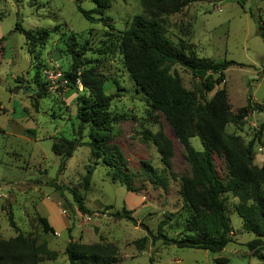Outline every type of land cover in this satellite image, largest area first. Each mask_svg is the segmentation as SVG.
<instances>
[{"label":"rangeland","instance_id":"1","mask_svg":"<svg viewBox=\"0 0 264 264\" xmlns=\"http://www.w3.org/2000/svg\"><path fill=\"white\" fill-rule=\"evenodd\" d=\"M105 1L107 8L94 17L107 19L106 24L87 21L75 0H0V240L23 234L34 244L47 243L58 258L40 264H70L65 249L71 241L112 244L120 252L118 264H263L249 251L247 243L255 235L244 230L237 213L240 206L251 205L254 190L223 195L232 231V242L223 252L167 246L152 243V238L139 251L136 243L148 231L157 235L159 223L170 214L174 218L164 234L178 241L185 238L191 214L181 188L182 180L193 179V174L169 122L151 107L148 95L136 87L124 65L121 37L133 18L144 14L141 0ZM81 7L97 8L94 0ZM163 21L166 36L185 53L244 65L204 81L184 67L173 70L185 89L198 94L199 103L211 101L219 90L227 92L226 133L242 148L253 141L254 165L264 169V38L258 31L264 25V0H196ZM18 24L35 38L18 32ZM44 31L49 34L39 41ZM71 45L89 47L83 56L85 68L104 77V93L113 96L112 131L97 139L107 145L110 155L120 151L123 161L118 167L130 177L132 191L114 182L113 169L104 158L94 156L91 144L96 134L90 126L60 170L61 156L53 147L64 151L66 140L79 138V109L82 99L89 98L80 83L71 88L64 81L73 66ZM249 99L253 107L242 118L240 109ZM156 140L169 143L170 156L160 153ZM190 142L203 151L199 137ZM214 165L228 185L232 175L225 157L214 152ZM150 167L164 177L167 187L153 184ZM51 181L76 190L91 214L83 215L68 192L61 195L47 186ZM123 208L134 212L136 225L113 216ZM42 217L55 233H44Z\"/></svg>","mask_w":264,"mask_h":264},{"label":"trees","instance_id":"2","mask_svg":"<svg viewBox=\"0 0 264 264\" xmlns=\"http://www.w3.org/2000/svg\"><path fill=\"white\" fill-rule=\"evenodd\" d=\"M84 1L86 0H75L83 17L91 23L100 21L106 24L107 19L97 20L94 17L107 8L106 1L94 0L97 8L90 11L81 7ZM195 1L141 0L144 14L133 18L120 41V51L127 72L136 87L148 95L151 107L169 122L175 137L186 151L193 174V179L182 180L181 195L191 214L186 225L185 238L178 241L164 234V228L174 218V215L170 214L159 223L157 235L148 231V236L136 244L139 251H142L148 239L152 238V243L162 241L167 246L221 253L232 242L231 225L223 195H239L254 190L251 205L240 206L237 213L242 219L244 230L255 235V239L247 243L249 251L264 264V169L254 165V142L242 148L235 137L227 135L226 127L230 116L228 96L224 89L219 90L211 101L199 103L198 94L185 89L178 72L173 70L177 65L184 67L194 78L204 81L211 74L224 77L225 72L232 66H244L235 61L213 62L196 58L185 53L166 36L163 19L181 12ZM257 24L260 25L259 22ZM17 27L18 32L26 38H35L36 34L32 31H26L20 24ZM258 31L264 38V25H261ZM48 34L49 31L40 33L38 40L43 41ZM76 47L70 46L73 66L72 71L65 73L64 81L71 88L80 83L89 93V98L82 99L83 103L79 109V138L66 140L64 151H60L57 145L53 147L54 152L61 156L60 170L66 167L80 146L85 128L90 126L96 134L91 144L94 156L97 159L104 158L107 165L113 169L114 182H119L132 191L130 177L118 167V162L123 161L120 151L116 150L110 155L107 145L97 139L98 136H107L112 131L114 120L109 109L113 96L104 93V77L94 69L85 68L87 64L83 56L90 51L89 47ZM202 96L200 93V97ZM252 107L249 99L248 105L240 109V116L246 117ZM195 135L199 137L203 151H197L191 145L190 139ZM155 143L164 157L170 156L169 143H162L160 140ZM214 152L225 157L229 163L232 179L228 185L221 181L215 170ZM150 170L153 184L167 187L164 177L159 176L151 167ZM47 186L53 187L61 195L68 192L83 215L91 214L76 190L59 185L56 181L47 182ZM133 214V211L123 208L113 216L136 225ZM39 222L45 234L55 233L46 218H40ZM12 224L14 225L13 222ZM68 232L70 233L71 229H68ZM65 255L70 264H118L120 260L118 248L108 243L84 244L71 241L65 249ZM57 258L58 253L50 250L47 243L34 244L23 234L0 240V264H40L44 260L56 261Z\"/></svg>","mask_w":264,"mask_h":264}]
</instances>
